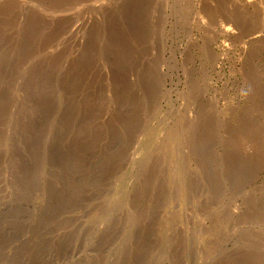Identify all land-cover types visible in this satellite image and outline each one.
<instances>
[{
    "label": "rangeland",
    "instance_id": "obj_1",
    "mask_svg": "<svg viewBox=\"0 0 264 264\" xmlns=\"http://www.w3.org/2000/svg\"><path fill=\"white\" fill-rule=\"evenodd\" d=\"M0 264H264V0H0Z\"/></svg>",
    "mask_w": 264,
    "mask_h": 264
}]
</instances>
